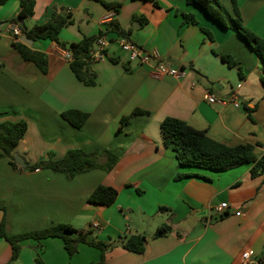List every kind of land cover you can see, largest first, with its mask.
Here are the masks:
<instances>
[{
	"label": "crops",
	"instance_id": "0c3cea01",
	"mask_svg": "<svg viewBox=\"0 0 264 264\" xmlns=\"http://www.w3.org/2000/svg\"><path fill=\"white\" fill-rule=\"evenodd\" d=\"M102 1L119 5L106 7ZM219 1L231 11V0ZM236 3L244 25L264 38V0ZM19 8V0L0 3V122L27 124L13 150L25 166L0 157L5 233L56 223L90 229L89 240L111 245L106 264H239L244 251L250 253L249 264H264V173L251 176V164L224 170L180 166L160 131L161 121L174 117L226 145L249 143L256 156H263L264 62L250 44L186 0H34L33 15L20 26L45 23L53 10L62 9L71 23L58 37L68 46L115 19L128 39L184 71L180 77H153L148 65L128 59L110 31L106 56L91 63L94 83L86 85L54 40L27 44L46 55L45 73L22 57L7 26ZM182 12L193 13L197 22H184ZM109 13L113 17L107 21ZM222 56L237 60L243 77ZM208 94L216 100L208 102ZM245 104L255 106L250 116ZM136 108L147 113L123 119ZM68 109L88 113L81 127L62 118ZM75 148L97 152L100 162L106 149L117 159L109 171L93 168L71 178L27 167ZM98 184L116 188L113 203L87 201ZM220 202L228 207L217 215L213 207ZM162 224L169 231L153 237ZM137 233L147 237L143 252L122 247L119 236ZM19 244L11 260V246L0 236V264H36L37 255L44 264H92L100 258V250L85 243L69 256L58 237H28Z\"/></svg>",
	"mask_w": 264,
	"mask_h": 264
},
{
	"label": "trees",
	"instance_id": "16d2710c",
	"mask_svg": "<svg viewBox=\"0 0 264 264\" xmlns=\"http://www.w3.org/2000/svg\"><path fill=\"white\" fill-rule=\"evenodd\" d=\"M5 1L0 0V3H4ZM186 2L200 6L207 15L219 24L239 33L264 62V38L257 36L244 25L236 0H231L232 8L230 12L219 0H186ZM102 3L106 7H117L119 5L117 2L109 3L102 1ZM19 7L17 16L11 19V22H23V20L31 17L34 12V0H19ZM181 14L184 22H197L193 13L182 12ZM69 23H71L70 14L64 13L60 9L59 11L53 10L45 23L33 24L30 27L21 24L20 29L24 35L33 41L41 39L54 40L62 50L70 53L69 65L76 78L86 85H92L94 83V73L90 68L93 62L91 52L97 38L110 31L115 32L118 36L127 38V32L122 30L115 19H113L103 29L98 31L97 34L85 35L79 41L66 46L59 40L58 35L61 28ZM12 45L19 50L24 59L33 61L41 72L45 73L47 71V58L43 52L33 49L16 39L13 40ZM222 59L229 66H237L240 77H243V72L237 60L230 56H222ZM112 60L114 61V59ZM262 81L264 84V80ZM254 107V105H244V109L248 112L249 116ZM141 113H147V111L136 108L123 119ZM60 115L76 128L81 127L88 117L87 112L76 109L65 110ZM26 128L27 124L24 120L0 122V157H7L13 166H17L14 159V147L24 135ZM160 131L164 144L172 147L180 166L224 170L243 164H251V176L264 173V155L261 157L256 156L253 151V145L249 143L232 146L226 145L208 137L204 130L196 129L185 121L174 117L164 118L160 123ZM100 155L105 157L103 162H100L97 152H85L80 148H75L67 150L63 157L59 159H52L50 156L46 160H41L27 167H42L53 171H60L67 178L93 168H101L106 171L111 170L116 162V156L107 149L103 150ZM181 176L182 174L180 173L176 174V177ZM116 196V188L98 184L88 196L87 201L107 206L113 203ZM169 229V225L162 224L157 227L153 237L163 236ZM90 231V229L74 228L69 223H56L30 232L7 235L3 228V221L0 222V236L4 237L11 246V260L18 256L20 249L19 242L24 238L42 239L46 237H58L62 240L63 247L69 256L77 251L80 243H85L95 246L100 250V258L92 264H106L105 254L111 245L103 241L89 240L88 234ZM119 239L121 240L122 247L128 251L141 253L144 251L147 237L144 234L137 233L119 236ZM35 262L36 264H44L38 255L35 257Z\"/></svg>",
	"mask_w": 264,
	"mask_h": 264
},
{
	"label": "built area",
	"instance_id": "2783aa9c",
	"mask_svg": "<svg viewBox=\"0 0 264 264\" xmlns=\"http://www.w3.org/2000/svg\"><path fill=\"white\" fill-rule=\"evenodd\" d=\"M113 14L109 13L106 16L107 21H110ZM8 29L12 33V36L16 40H20V36L23 34L20 29V24L18 22L8 23ZM4 31L3 25L0 24V34ZM111 37L108 34L100 35L95 44L93 51L91 52L92 60L103 59L106 54L105 50L111 41ZM114 40L118 43L121 50L125 51L128 55L130 61H134L137 64L148 65L150 67V73L155 78H161L164 76L180 77L184 74L182 68L170 67L161 60L159 53L156 50H148L142 46L137 45L130 39L126 37L116 36ZM68 61L70 60V53L65 50L59 51ZM208 102H214L216 100L213 94H208L206 96ZM228 207L226 202H220L213 207V211L217 215H221L225 209ZM250 253L244 251L241 254L239 264H249ZM261 263H264V254L260 257Z\"/></svg>",
	"mask_w": 264,
	"mask_h": 264
},
{
	"label": "water",
	"instance_id": "95a60500",
	"mask_svg": "<svg viewBox=\"0 0 264 264\" xmlns=\"http://www.w3.org/2000/svg\"><path fill=\"white\" fill-rule=\"evenodd\" d=\"M20 41H22L23 43L28 44V45H32V43H33V40L28 38L24 34H22L20 36ZM14 159H15L16 164H18L19 166H22V167L25 166V162H24L23 158L21 156H19L18 154H14Z\"/></svg>",
	"mask_w": 264,
	"mask_h": 264
},
{
	"label": "rangeland",
	"instance_id": "374dc122",
	"mask_svg": "<svg viewBox=\"0 0 264 264\" xmlns=\"http://www.w3.org/2000/svg\"><path fill=\"white\" fill-rule=\"evenodd\" d=\"M120 37H123V36H120ZM134 62V61H133Z\"/></svg>",
	"mask_w": 264,
	"mask_h": 264
}]
</instances>
